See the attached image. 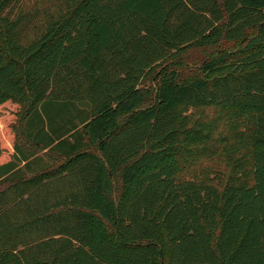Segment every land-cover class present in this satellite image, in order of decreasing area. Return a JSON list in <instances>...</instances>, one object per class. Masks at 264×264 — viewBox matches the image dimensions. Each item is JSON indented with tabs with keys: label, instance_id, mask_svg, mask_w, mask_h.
<instances>
[{
	"label": "trees",
	"instance_id": "1",
	"mask_svg": "<svg viewBox=\"0 0 264 264\" xmlns=\"http://www.w3.org/2000/svg\"><path fill=\"white\" fill-rule=\"evenodd\" d=\"M0 264H264V0H0Z\"/></svg>",
	"mask_w": 264,
	"mask_h": 264
},
{
	"label": "rangeland",
	"instance_id": "2",
	"mask_svg": "<svg viewBox=\"0 0 264 264\" xmlns=\"http://www.w3.org/2000/svg\"><path fill=\"white\" fill-rule=\"evenodd\" d=\"M231 43H222L218 46L205 49V50H193L190 51L187 55L183 58V64L181 67V80L187 81L194 77V75L197 73L194 65L197 64L199 61L205 59L209 55L215 54L218 51H220L222 48H228ZM200 161L195 162V165H208L209 160L206 159L204 156L200 157Z\"/></svg>",
	"mask_w": 264,
	"mask_h": 264
}]
</instances>
